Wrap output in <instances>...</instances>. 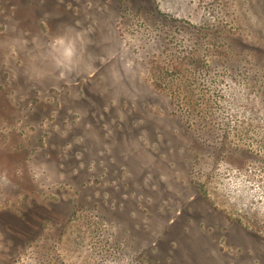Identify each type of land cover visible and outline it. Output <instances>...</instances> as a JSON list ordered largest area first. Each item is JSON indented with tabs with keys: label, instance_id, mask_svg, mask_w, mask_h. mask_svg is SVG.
<instances>
[{
	"label": "rangeland",
	"instance_id": "374dc122",
	"mask_svg": "<svg viewBox=\"0 0 264 264\" xmlns=\"http://www.w3.org/2000/svg\"><path fill=\"white\" fill-rule=\"evenodd\" d=\"M0 264H264V0H0Z\"/></svg>",
	"mask_w": 264,
	"mask_h": 264
}]
</instances>
